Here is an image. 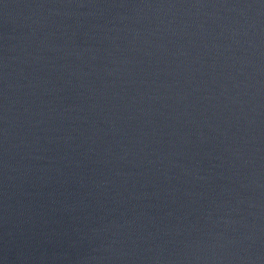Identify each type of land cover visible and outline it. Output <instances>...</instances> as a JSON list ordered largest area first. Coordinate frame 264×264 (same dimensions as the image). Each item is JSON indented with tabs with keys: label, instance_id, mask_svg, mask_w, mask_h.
<instances>
[{
	"label": "water",
	"instance_id": "water-1",
	"mask_svg": "<svg viewBox=\"0 0 264 264\" xmlns=\"http://www.w3.org/2000/svg\"><path fill=\"white\" fill-rule=\"evenodd\" d=\"M0 264H264V0H0Z\"/></svg>",
	"mask_w": 264,
	"mask_h": 264
}]
</instances>
